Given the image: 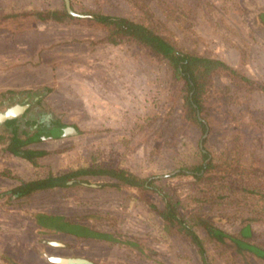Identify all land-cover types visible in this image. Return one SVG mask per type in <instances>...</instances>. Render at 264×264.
<instances>
[{"label":"rangeland","instance_id":"374dc122","mask_svg":"<svg viewBox=\"0 0 264 264\" xmlns=\"http://www.w3.org/2000/svg\"><path fill=\"white\" fill-rule=\"evenodd\" d=\"M70 2L79 13L118 15L137 22L148 9L156 30L170 42L221 59L235 69L238 75L217 72L206 93L210 129L205 148L230 158L231 164L219 161L221 170L214 174L212 187L190 175L172 174L201 161L202 132L183 121V84L174 79L167 59L133 42L111 44L104 28L83 18L36 19V12L63 10V0H0V54L19 52L16 45L22 38V64L43 60L55 66L56 92L49 102L64 114V122L75 123L82 131L65 139L70 143L66 148L61 141L34 144L51 151L36 164L20 156H0V264H48L47 257L33 247L51 255L74 252L95 259V264L99 258L107 264H202L197 248L165 231L162 218L148 206L147 202L165 207L159 194L132 190L129 185H107L116 181L108 176H87L82 179L88 184L54 187L7 200L21 181L94 163L124 168L142 178L160 177L155 184L180 201L179 213L225 211L230 218L215 223L217 227L232 234L242 231L246 241L264 249V222L248 230L240 222L241 216L248 215L247 202L233 196L226 201L215 197L226 195L225 187L249 184L250 177L240 174L242 164L264 170V93L253 88L255 83H264V26L255 25L264 0ZM0 130L6 134L9 129ZM40 212L81 221L97 231L113 233L116 240L44 236L71 245L69 250L39 241L41 227L32 216ZM197 232L207 235L203 228ZM209 247L214 264H264V259L246 253ZM25 252L26 262L22 259Z\"/></svg>","mask_w":264,"mask_h":264},{"label":"trees","instance_id":"16d2710c","mask_svg":"<svg viewBox=\"0 0 264 264\" xmlns=\"http://www.w3.org/2000/svg\"><path fill=\"white\" fill-rule=\"evenodd\" d=\"M82 14L88 15V18H84L86 21H91L106 30L105 39L107 42L114 45L121 42H133L144 47L149 53L161 56L170 62L174 79L184 82L183 121L197 126L202 132L199 140L201 161L190 167H182L172 174L190 175L196 182H205L208 186H214L215 184L212 182L214 174H219L220 171L218 170H221L219 161L224 164L227 163L226 166L231 163L229 162L230 158L216 156L205 148L207 132L210 129L206 111V93L211 87L212 79L217 72L224 71L238 75L235 69L221 59L195 54L171 44L167 38L156 30L152 19L153 14H150L148 9L143 11L141 20L138 22L118 15H104L89 11L82 12ZM34 15L40 20L51 19L57 22L79 18L69 14L66 7H63V10L36 12ZM253 88L264 93L263 82L255 83ZM256 121L261 123L260 120ZM6 125L13 127L12 121L9 120L6 121ZM235 126L240 128L241 123L236 122ZM13 129L17 130L14 127ZM21 136L22 134L17 130L16 133L12 134V139L19 142ZM235 139H238V136ZM12 151L18 153L15 147L12 148ZM44 154V150L27 149L23 154L21 153V156L32 164H36L37 158ZM241 168L240 174L243 173L250 177L249 184L238 189L225 187L224 189L228 193L226 195H215V197L224 201L229 196L245 200L250 209L247 211L248 215L241 216L240 222L248 230L252 224L264 222V170L261 167H253L248 164H242ZM226 172L228 171L226 170ZM84 175L108 176L116 181L106 183L107 185L114 187L129 185L132 190L159 194L165 207L159 209L155 204L147 202L148 206L162 218L165 231L169 234L180 235L197 248L202 264H214L209 245H213L214 248L221 246L234 254L246 253L264 259V249L257 243L246 241L244 238L246 234H243L242 231L232 234L215 225V223L224 222L230 218L225 217L228 215L225 211L220 209V213L216 215H202L197 211H192L189 216L179 213L180 201L155 184V180L160 178L158 176L142 178L124 168L104 167L99 163H94L74 171L62 174L51 173L39 179L22 181L12 189V193L20 198L57 186L67 187L71 180L73 183H87V180L78 179L79 176ZM223 176L225 177V175ZM198 228H203L207 235L205 237L199 235Z\"/></svg>","mask_w":264,"mask_h":264},{"label":"flooded vegetation","instance_id":"af4514ba","mask_svg":"<svg viewBox=\"0 0 264 264\" xmlns=\"http://www.w3.org/2000/svg\"><path fill=\"white\" fill-rule=\"evenodd\" d=\"M70 6L72 8L71 2H70ZM64 7H66L65 2H64ZM72 10L77 14L87 15V14H82V13L76 12L73 8H72ZM80 15H78V16L72 15V16L83 18V19L88 18V17H81ZM48 20H51V19H48ZM52 21H54V20H52ZM258 23L261 26H264V8L261 9L256 14V24L255 25L257 26ZM170 43L175 45L172 42H170ZM178 81H181L183 86H184V82L182 80H178ZM47 89L45 87H43L42 89L39 88V89L35 90L34 92H29V90H26V92H22V97L19 100L14 102L13 107L10 108L11 112L12 113H19L18 112L19 110L22 111V136H21V140L19 142H16L15 140L12 139L11 133L12 134L16 133L17 130L15 131V129H13L12 126L9 127V130L6 132V134H3L0 130V136L1 137L3 136L5 138V140H7L4 142L3 141L0 142V156L1 157L6 158V157H10V155H11V156H20L21 158H23L21 156V153L23 154L24 151L27 149L44 150L45 154H48L51 152L48 148L43 147L42 149H40L37 147H33V145L36 143H44V142L46 143V142H50V141H61V143L63 144L62 147L66 148L70 145V143H65V139L74 138L77 135H80V132H82V131L78 128V126L75 123L64 122L63 121L64 114L57 112L56 110H54L52 108L50 102L48 101V96L51 93V90H49V89L47 90ZM182 90H183V87H182ZM32 101L36 102L35 106H33L34 117L32 115V118H30V120H28V122H27V120L24 119V114L26 112L28 104ZM1 103L3 105V102H1ZM182 104H183V97H182ZM6 109H7L6 107H4V108L0 107V112H1V114H3V116H7V114H8V113H6ZM24 123H25V125H24ZM72 130H74L76 132V134L67 135V134L71 133ZM65 135H67V136H65ZM13 147H15L17 149L18 153H15L12 151ZM87 176H92V175L79 176L78 179H82V178H85ZM82 180H86V179H82ZM76 183L88 184V182L87 183L76 182ZM72 184H75V183H73L72 180L69 181V186ZM57 187H59V186H57ZM15 197L16 196L10 192L9 196H7V200L10 201V200H12V198H15ZM22 198H24V197H22ZM55 217H58V218H55ZM32 218H33L35 224L38 227H41V229H39V231H38V233H39L38 234V236H39L38 240L39 241L46 242V243L52 242V245L64 247L67 250L72 249V246L69 244L65 245V243H62L61 241H55V240L51 241V239H45L44 236L56 235V234H65V235H71L74 237H78L80 239L96 238V239H111V240L115 239L116 240V237L113 235V233H106L103 231H97L96 229L90 227L89 225H87L85 223H82L81 221H73L71 218H68L66 216L53 215V214H49V213H45V212H40L39 214L32 216ZM33 249H35L39 253V255L46 256L47 259L45 261L48 264H95L93 261L95 259L90 258V257L88 258V257L82 256V255H75L74 252L70 253V254H68V253L67 254L56 253V255H51L49 253H45L46 251H44L43 248L39 247L37 249L36 247H33ZM26 255H27V252H25V254L22 255V259L25 260V262L27 260ZM49 256L63 257L65 259H69V260L76 259L77 261L74 260L73 262L69 261L68 263H57V262L51 260ZM96 261L99 262V264H107V262L104 261V259H102V258L96 259Z\"/></svg>","mask_w":264,"mask_h":264},{"label":"crops","instance_id":"0c3cea01","mask_svg":"<svg viewBox=\"0 0 264 264\" xmlns=\"http://www.w3.org/2000/svg\"><path fill=\"white\" fill-rule=\"evenodd\" d=\"M18 42L20 45L16 46L19 47V52L15 51L14 54H8L7 56L0 54V105H2L1 102H3L5 97H9L12 94H19L22 97V92H26V90L34 92L43 87L51 90L48 101H53L56 92L53 86L58 75V69L55 66L53 67L52 64L45 63L43 60L33 65L29 63L22 64V38ZM55 88L59 90V86H55ZM18 112L21 111L19 110ZM6 118L7 116H3L0 112V129L2 121ZM1 141L7 140L0 136ZM10 192L12 193V190Z\"/></svg>","mask_w":264,"mask_h":264},{"label":"water","instance_id":"95a60500","mask_svg":"<svg viewBox=\"0 0 264 264\" xmlns=\"http://www.w3.org/2000/svg\"><path fill=\"white\" fill-rule=\"evenodd\" d=\"M64 2H65L66 10L68 11L69 14L76 15V16L80 15V14L75 13L72 10L69 0H64ZM80 16L81 17H88V15H80ZM20 98H21V96L19 94H12L9 97H5L3 99V105L2 106L7 108L6 113H8V114H7V118L5 120L6 121H8V120L12 121L13 127L16 128L17 130H19V132L22 134V111L19 113H12L10 110V108L13 107L14 102L19 100ZM35 103L36 102L32 101L28 104L26 112L24 114L25 120H30V118H32V115L34 117L33 106H35ZM5 120L2 121V127L9 129V126L6 125ZM72 134H76V132L74 130H72L71 133H69L67 135H72ZM11 135H12V133H11ZM67 135H65V136H67ZM49 257L51 260H53L57 263H68L69 261L73 262L74 260L77 261L76 259L69 260V259H65L63 257H57V256H49Z\"/></svg>","mask_w":264,"mask_h":264}]
</instances>
